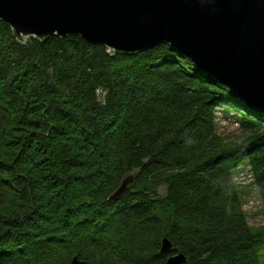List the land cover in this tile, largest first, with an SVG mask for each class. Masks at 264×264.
<instances>
[{"label": "trees", "instance_id": "1", "mask_svg": "<svg viewBox=\"0 0 264 264\" xmlns=\"http://www.w3.org/2000/svg\"><path fill=\"white\" fill-rule=\"evenodd\" d=\"M242 166L264 212V114L171 46L20 43L0 20V264H164L163 238L186 264H262Z\"/></svg>", "mask_w": 264, "mask_h": 264}, {"label": "water", "instance_id": "2", "mask_svg": "<svg viewBox=\"0 0 264 264\" xmlns=\"http://www.w3.org/2000/svg\"><path fill=\"white\" fill-rule=\"evenodd\" d=\"M0 20L20 43L77 35L124 54L167 44L264 114V0H0ZM133 179L109 200L123 197ZM171 252L163 238L164 264H186L183 253ZM70 264L87 263L75 256Z\"/></svg>", "mask_w": 264, "mask_h": 264}, {"label": "rangeland", "instance_id": "3", "mask_svg": "<svg viewBox=\"0 0 264 264\" xmlns=\"http://www.w3.org/2000/svg\"><path fill=\"white\" fill-rule=\"evenodd\" d=\"M216 122L218 125V133L221 136L232 135L236 131V122L231 114H223L220 110L215 113ZM233 182L239 187L242 192V210L247 217L250 226L254 228L264 229V212L260 199L256 194V188L252 183V178L247 167L242 166L236 170L233 177ZM164 188L159 190L162 195ZM260 260L264 264V247L260 252Z\"/></svg>", "mask_w": 264, "mask_h": 264}]
</instances>
